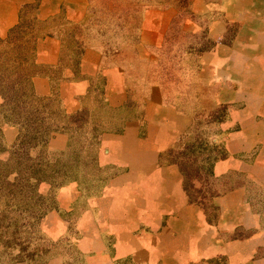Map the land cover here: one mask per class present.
I'll return each mask as SVG.
<instances>
[{
    "label": "crops",
    "instance_id": "crops-1",
    "mask_svg": "<svg viewBox=\"0 0 264 264\" xmlns=\"http://www.w3.org/2000/svg\"><path fill=\"white\" fill-rule=\"evenodd\" d=\"M35 1L41 19L57 11L58 0H0L1 38ZM192 11L180 32L191 41L180 37L169 63L162 53L176 15L146 22L137 78L125 51L111 58L88 44L66 60L54 37L38 47L36 62L51 70L34 76L36 93L55 88L68 114L102 110L111 128L100 132V158L116 173L78 221L87 264H264V0H192ZM205 128L216 158L197 188L177 155ZM16 131L3 127L8 144ZM67 139L59 132L50 146ZM58 256L49 264H63Z\"/></svg>",
    "mask_w": 264,
    "mask_h": 264
},
{
    "label": "rangeland",
    "instance_id": "rangeland-1",
    "mask_svg": "<svg viewBox=\"0 0 264 264\" xmlns=\"http://www.w3.org/2000/svg\"><path fill=\"white\" fill-rule=\"evenodd\" d=\"M54 2V1H53ZM53 2L51 4H53ZM38 1L25 7V18L32 19L38 16ZM56 10L49 16H45L46 23H33L34 26L30 27L29 33L33 35L32 46H34V56L36 58L38 47L41 46V42L48 37H54L60 41V46L64 58L76 57L80 55L82 50L86 46L94 45L101 47L112 58V54L120 52H128L131 57L128 58V63H131L130 77L137 78L138 75V60L133 56L140 49L138 46V34L143 26L148 23L151 17L158 15L161 12H166L176 15L175 20L178 22L173 24L172 30L168 33L166 44L163 48L165 51L163 58L166 57L167 63L170 58L176 56V60L181 53L177 50L180 37L184 42L188 41V45L191 38L188 36V32L180 33L182 30L186 31L183 26V22L188 16L193 14L192 0H58L55 3ZM22 14V15H23ZM40 14V13H39ZM10 32V31H9ZM9 35V33H8ZM7 35V37H8ZM1 38V39H6ZM37 63V62H36ZM163 63V62H162ZM39 64V63H38ZM48 65H42V71L48 73ZM165 74V72H163ZM34 78V77H33ZM9 80H6L8 82ZM52 93L50 96H53ZM1 101L4 102L2 93ZM49 96V97H50ZM48 97V96H47ZM60 106L63 109L62 101ZM82 110V109H81ZM66 117L61 123V130L54 131L48 138V142L45 145L44 150L50 156L56 152L65 150L68 146L71 133L69 130L75 128L72 115L76 112L68 114L64 109ZM102 110H96V121L102 125L107 123L104 118ZM214 119L205 118L200 119L204 125L211 124ZM5 125H11L17 128L14 140L8 144L3 132ZM69 125V127H68ZM206 127V126H205ZM0 132L3 135L5 147L0 148V162L7 164V167L0 166V211L6 208V203L10 204V208L14 203L13 186L8 183L17 179L18 172L16 171L18 163L21 164V155H18L21 150H18L17 145L20 146V139L18 138L20 133V127L17 124L7 122L4 117L0 116ZM63 132L68 136L67 146L64 149L53 150L50 146V140L57 133ZM213 137V129H204L202 133H196L193 135V140L186 146V149L179 152L177 159L182 163L184 159L189 162L184 165L186 173L188 174L187 184L190 186L198 187V182L194 179L198 176L207 173L208 161L210 162L216 158L210 152L211 147L209 141ZM100 138V136H99ZM101 141V140H100ZM208 143V144H207ZM102 144H100L98 152V162L103 167H108V172L116 173L117 167L113 165L102 164L100 153ZM37 149L36 152H39ZM31 157L35 155V150H30ZM215 153L216 152H212ZM203 159L206 160L205 166H202ZM23 160H26L23 159ZM32 161V159L30 160ZM33 162V161H32ZM16 163L17 165H15ZM14 164V165H11ZM32 164V163H31ZM23 161L24 171L30 172V169L34 167ZM90 175V174H89ZM115 175V174H114ZM20 177V176H19ZM18 177V180L20 178ZM86 183H91L85 179ZM110 182V181H109ZM108 182V184H109ZM106 185V187L108 186ZM7 186V187H6ZM106 187L104 189H106ZM38 194H43L48 198V202L44 203L42 207L47 208L45 213L36 226H34L33 234L28 237L25 242V249L21 255L22 261L18 263L27 264H49L50 259L64 257L63 264H87L86 256L81 251L78 243L80 240V227L78 221H80L81 213L90 208L91 198H96L100 195H89L87 191H83L81 184L78 182H71L68 184H58L53 186L48 182H40L37 187ZM25 235V234H24ZM19 246L15 249V252H19ZM3 258V259H2ZM6 259V257L0 254V261ZM133 264L130 262L123 263L122 261H116L114 264ZM219 259L209 261L208 264H218ZM224 264V263H220Z\"/></svg>",
    "mask_w": 264,
    "mask_h": 264
},
{
    "label": "trees",
    "instance_id": "trees-1",
    "mask_svg": "<svg viewBox=\"0 0 264 264\" xmlns=\"http://www.w3.org/2000/svg\"><path fill=\"white\" fill-rule=\"evenodd\" d=\"M36 22L46 23V20L39 17L28 19L22 15L20 23L10 30L8 37L0 38V92L4 98L0 104V116L20 127V146L17 148L21 150L18 155L22 160L19 166L14 163L20 180L17 182V177L8 183L14 189V203L9 209L7 202L6 208L0 211V254L6 257L0 264H16L23 260L21 255L27 240L24 237L30 240L34 226L47 210L42 206L48 198L37 193L40 182L53 186L78 182L89 195H100L115 174L108 172L109 166L103 167L98 162L100 132L111 128L99 124L91 110H78L72 115L76 126L69 130L71 135L65 150L52 156L44 150L50 135L61 130L66 114L58 102L55 88L53 96L47 97L37 94L33 86V77L42 73V65L36 63L34 56V37L28 30ZM101 106L106 110L103 101ZM2 147L5 142L0 132ZM33 149L35 155L31 157L30 150ZM23 161L32 163L34 168L30 172L24 171ZM2 165L7 167L0 162ZM85 179L91 183L87 184ZM18 246L20 249L16 253Z\"/></svg>",
    "mask_w": 264,
    "mask_h": 264
}]
</instances>
